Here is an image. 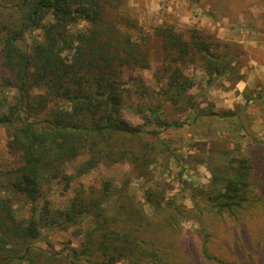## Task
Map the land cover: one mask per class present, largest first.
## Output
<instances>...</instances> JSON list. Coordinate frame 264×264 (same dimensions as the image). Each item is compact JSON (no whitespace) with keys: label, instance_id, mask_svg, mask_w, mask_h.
<instances>
[{"label":"trees","instance_id":"obj_1","mask_svg":"<svg viewBox=\"0 0 264 264\" xmlns=\"http://www.w3.org/2000/svg\"><path fill=\"white\" fill-rule=\"evenodd\" d=\"M130 1L0 0V66L18 90L15 103L0 112L12 156L0 169V264H264V138L251 132L244 150L218 152L195 142L189 158L206 165L211 178L189 185L188 205L157 183L155 168L165 152L178 163L183 158L148 127L166 107L194 120L237 117L243 125L248 104L262 102L261 92L238 110L216 111L207 96L201 105L186 71H202L210 82L218 75L239 81L244 54L206 29L147 21ZM212 1L234 19L243 12L259 30L258 1ZM38 29L42 38L24 46L26 33ZM262 42L260 36L257 49ZM127 109L140 122L132 124ZM82 156L74 175L63 174ZM117 163L130 164L141 181L147 212L130 193L131 177L117 195L111 181L77 189L65 209L44 199L61 176ZM13 194L32 203L29 216L15 213ZM45 227L71 229L83 239L65 255L38 247Z\"/></svg>","mask_w":264,"mask_h":264},{"label":"rangeland","instance_id":"obj_2","mask_svg":"<svg viewBox=\"0 0 264 264\" xmlns=\"http://www.w3.org/2000/svg\"><path fill=\"white\" fill-rule=\"evenodd\" d=\"M235 1V0H232ZM258 3L253 7L255 20L259 30L250 26V20L242 12L237 18L228 16L221 6H214L212 0H131L141 17L147 21L161 22L170 20L180 28L198 27L213 32L225 41L233 42L234 50L242 51L241 60L244 73L242 80L227 75H218L211 82L202 71H194L192 67L186 71L191 76L195 85L193 91L201 93L198 98L202 106L206 105L205 96L213 100L216 111L228 109L238 110L246 104L248 96L256 97L259 92L263 95L261 103L250 102L244 115L243 125L234 121L224 120L219 117H204L193 119V114H179L173 108L166 107L164 111L157 110V114L151 117L149 129H158L159 137L167 140L170 151L182 161L178 163L175 156L165 152L163 162L155 171L158 173L157 183H160L168 194L178 193L182 200L192 205L191 184L204 186L209 182L211 173L206 165H197L189 155L194 153V143L199 141L208 142V147H214L215 151L224 149H245L251 143V132L264 138V25L261 26L260 18L264 14V0H256ZM237 2V0H236ZM221 9V10H220ZM227 15V16H226ZM43 31L38 29L28 31L25 35L24 46H29L34 39L42 38ZM263 38L261 49H257L259 38ZM16 81L9 71L0 66V112H6L9 106L15 103L18 92L14 87ZM126 115L132 124H137L140 119L127 109ZM173 120L187 121L182 128L168 127ZM9 133L6 127L0 126V169L7 167L12 160L8 147ZM86 158L82 156L65 166L63 174L71 176L77 170L80 163ZM131 177L130 193L137 199V203L143 211L147 212L148 204L143 200L141 181L134 176L128 163H117L112 166H99L89 174L75 176L66 179L61 176L55 180L46 190L45 200H49L52 208L65 209L75 196L77 189L99 187L105 181H111L113 192L123 185L125 179ZM162 182V183H161ZM14 210L19 216H29L32 203L21 194H13ZM139 201V202H138ZM43 203V200H42ZM91 219L86 220V225ZM73 230H60L59 228L45 227L44 237L37 243L38 247L55 249L62 254L72 253L78 249L82 237L74 236ZM117 264H126L120 262Z\"/></svg>","mask_w":264,"mask_h":264}]
</instances>
